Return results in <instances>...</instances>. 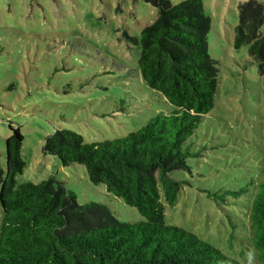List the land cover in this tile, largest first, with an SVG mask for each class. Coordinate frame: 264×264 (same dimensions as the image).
Returning a JSON list of instances; mask_svg holds the SVG:
<instances>
[{
  "label": "rangeland",
  "instance_id": "obj_1",
  "mask_svg": "<svg viewBox=\"0 0 264 264\" xmlns=\"http://www.w3.org/2000/svg\"><path fill=\"white\" fill-rule=\"evenodd\" d=\"M200 1L210 20L207 48L217 62L216 93L188 140L189 170L170 174L182 185L174 206L162 202L164 223L248 264L247 254L254 251L242 201L252 191L226 195L224 203L206 191L235 193L245 182L264 178L262 81L247 45L233 48L238 5L250 0ZM253 1L264 8V0ZM156 16L142 0H0V165L4 139L11 135L8 125L18 127L25 167L16 185L53 177L74 193L78 205L101 203L122 223L144 220L103 185H91L83 166L63 167L42 147L55 130L99 142L123 137L155 114L173 110L137 70L139 46L132 39ZM1 217L0 211V223Z\"/></svg>",
  "mask_w": 264,
  "mask_h": 264
},
{
  "label": "trees",
  "instance_id": "obj_2",
  "mask_svg": "<svg viewBox=\"0 0 264 264\" xmlns=\"http://www.w3.org/2000/svg\"><path fill=\"white\" fill-rule=\"evenodd\" d=\"M142 1L157 16L132 39L139 46L137 70L173 110L155 114L123 137L99 142L55 130L43 140L42 153L63 167L83 166L91 185H103L144 220L122 223L101 203L78 205L74 193L53 177L16 185L25 167L23 137L8 125L11 135L4 139L0 165V264H239L194 234L164 223L162 202L174 206L182 185L170 174L189 170L188 140L213 107L218 69L207 48L210 20L200 0ZM254 4L238 5L233 48L247 45L264 93V8ZM249 191L243 218L256 264H264V178L254 185L245 182L235 193H206L224 203L226 195L243 197Z\"/></svg>",
  "mask_w": 264,
  "mask_h": 264
},
{
  "label": "clouds",
  "instance_id": "obj_3",
  "mask_svg": "<svg viewBox=\"0 0 264 264\" xmlns=\"http://www.w3.org/2000/svg\"><path fill=\"white\" fill-rule=\"evenodd\" d=\"M247 259H248V264H252V261H253V253L252 252H249L247 254Z\"/></svg>",
  "mask_w": 264,
  "mask_h": 264
}]
</instances>
